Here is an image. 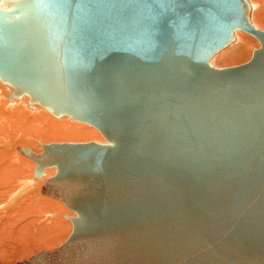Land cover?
<instances>
[{
	"label": "water",
	"instance_id": "water-1",
	"mask_svg": "<svg viewBox=\"0 0 264 264\" xmlns=\"http://www.w3.org/2000/svg\"><path fill=\"white\" fill-rule=\"evenodd\" d=\"M242 30L248 61L213 55ZM0 80L95 127L37 157L74 215L44 264H264V30L248 0H0Z\"/></svg>",
	"mask_w": 264,
	"mask_h": 264
},
{
	"label": "bare ground",
	"instance_id": "bare-ground-1",
	"mask_svg": "<svg viewBox=\"0 0 264 264\" xmlns=\"http://www.w3.org/2000/svg\"><path fill=\"white\" fill-rule=\"evenodd\" d=\"M248 1L251 22L258 28L257 19L261 16L254 13L257 5ZM259 11L264 13V8ZM243 32H234L230 44L235 39L236 42L219 55L217 61L234 62L247 55L253 40L250 41ZM12 91V85L0 80V264H44L56 248L49 250L47 243L68 236L71 230L68 216H73L74 212L49 192L52 187L46 179L55 174V166L45 167L39 177L34 175L37 157L46 153V144L104 142V138L95 127L66 115L55 116L43 103L34 101L30 104L27 94L18 97ZM53 198L59 199L67 208Z\"/></svg>",
	"mask_w": 264,
	"mask_h": 264
},
{
	"label": "rangeland",
	"instance_id": "rangeland-1",
	"mask_svg": "<svg viewBox=\"0 0 264 264\" xmlns=\"http://www.w3.org/2000/svg\"><path fill=\"white\" fill-rule=\"evenodd\" d=\"M251 1H253V2H255L256 3V7H255V14H257V15H259V17L260 18H258L257 19V27L258 28H261V27H263V28H261V29H264V19H263V15H264V13H262V12H260L259 11V9L260 8H264V0H251ZM259 21H260V23L262 24H260L259 23ZM263 23H262V22ZM261 26V27H260ZM243 33H245L248 37H249V39H250V41L251 40H253V43H251V46L253 47H249L248 48V50H247V52H246V54L247 55H245V56H247V57H243V59H241V60H239V61H234V62H232V61H217V58H218V56L219 55H221V54H224L227 50H229V48H231L232 47V45H233V43L234 42H236V39H235V41L232 43V44H230L227 48H225V49H223L222 51H220V52H218L213 58H212V60H211V64L213 65V66H216V67H224V66H230V65H236V64H241V63H243V62H245V61H247V60H249V58L251 57V51H252V49H254L256 46L255 45H257V46H259V42H258V40L253 36V35H251V34H249V33H247V32H243ZM251 37V38H250ZM257 43V44H256ZM252 48V49H251ZM248 58V59H247ZM215 61V62H214ZM217 62V63H216ZM75 122H78V121H75ZM79 123H82V122H79ZM82 124H85V125H88V124H86V123H82ZM23 173H25V170H24V172ZM51 198V197H50ZM53 199H56V198H53ZM56 200H58L59 202H61L59 199H56ZM62 203V202H61ZM63 204V203H62ZM63 206H64V204H63ZM64 208H67L66 206H64ZM54 210L53 211H57L58 212V210H57V208H53ZM68 210H70V209H68ZM71 211V210H70ZM58 214V213H57ZM53 217H56V215H53ZM50 218H52V217H50ZM44 220H46V218H43ZM70 221V220H69ZM68 221V222H69ZM69 223H71V222H69ZM66 238V237H65ZM65 238H63L62 240H60L61 238H55L54 240H52V241H50V242H48L47 243V245H48V247H50V249L49 250H51V249H53V248H55V247H57ZM60 240V241H59ZM57 243H56V242ZM51 243V244H50ZM36 245V244H35ZM32 246V248H33V244L31 245ZM52 247V248H51ZM35 250V249H34Z\"/></svg>",
	"mask_w": 264,
	"mask_h": 264
}]
</instances>
